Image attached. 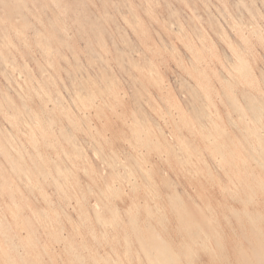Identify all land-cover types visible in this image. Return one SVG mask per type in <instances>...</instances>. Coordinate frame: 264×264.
Segmentation results:
<instances>
[{"label": "rangeland", "instance_id": "374dc122", "mask_svg": "<svg viewBox=\"0 0 264 264\" xmlns=\"http://www.w3.org/2000/svg\"><path fill=\"white\" fill-rule=\"evenodd\" d=\"M0 264H264V0H0Z\"/></svg>", "mask_w": 264, "mask_h": 264}, {"label": "bare ground", "instance_id": "6f19581e", "mask_svg": "<svg viewBox=\"0 0 264 264\" xmlns=\"http://www.w3.org/2000/svg\"><path fill=\"white\" fill-rule=\"evenodd\" d=\"M55 2V1H54ZM56 4V3H55ZM57 7V6H56ZM40 20V19H39ZM42 22V21H41ZM41 24H43V23H41ZM18 30V29H17ZM7 39V38H6ZM46 39V38H45ZM44 40V39H43ZM45 41V40H44ZM46 42V41H45ZM11 45V44H10ZM43 45V44H42ZM45 46V45H44ZM43 48V47H42ZM44 51V50H43ZM47 51V50H46ZM53 52V51H52ZM51 52V53H52ZM1 56H3V55H1ZM12 56V55H11ZM50 57V56H49ZM240 58V57H239ZM241 59H242V57H241ZM4 60H5V58H4ZM244 60V59H243ZM244 62V61H243ZM8 63V62H7ZM20 74V73H19ZM20 77V76H19ZM21 78V77H20ZM156 80V79H155ZM10 84V83H9ZM19 86V85H18ZM21 89H22V87H21ZM22 98V97H21ZM22 99H24V98H22ZM84 99V98H83ZM87 99V98H86ZM92 100V99H91ZM90 102V101H89ZM84 103V102H83ZM92 106V105H91ZM90 106V107H91ZM86 115V114H85ZM87 116V115H86ZM72 120V119H71ZM37 125V124H36ZM24 133V132H23ZM212 142V141H211ZM258 151V150H257ZM19 153V152H18ZM262 164V163H261ZM263 166V165H262ZM148 173V172H147ZM31 181V180H30ZM96 205V204H95ZM165 218V217H164ZM166 219V218H165ZM208 219V218H207ZM201 228V227H200ZM205 236L207 237V235L205 234ZM114 238V237H113ZM152 240V239H151ZM151 242V241H150ZM128 243V242H127ZM147 246V245H146ZM206 246V245H205Z\"/></svg>", "mask_w": 264, "mask_h": 264}]
</instances>
